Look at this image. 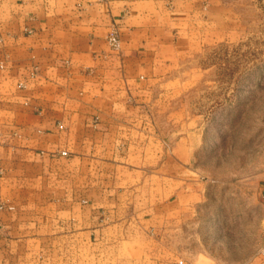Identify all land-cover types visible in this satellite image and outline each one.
<instances>
[{
	"label": "crops",
	"instance_id": "1",
	"mask_svg": "<svg viewBox=\"0 0 264 264\" xmlns=\"http://www.w3.org/2000/svg\"><path fill=\"white\" fill-rule=\"evenodd\" d=\"M225 12L221 0H0V264L147 258L142 240L163 246L196 214L191 139L165 148L157 118L177 113L167 98Z\"/></svg>",
	"mask_w": 264,
	"mask_h": 264
},
{
	"label": "rangeland",
	"instance_id": "2",
	"mask_svg": "<svg viewBox=\"0 0 264 264\" xmlns=\"http://www.w3.org/2000/svg\"><path fill=\"white\" fill-rule=\"evenodd\" d=\"M221 3L227 12L211 31L216 38L187 63L183 92L167 98L177 113L159 108L157 118L165 148L191 139L184 159L205 185L202 203L171 224L163 246L142 240L147 258L131 251L123 264H264V0ZM177 190L171 184L167 194ZM159 200L154 191L148 202Z\"/></svg>",
	"mask_w": 264,
	"mask_h": 264
},
{
	"label": "built area",
	"instance_id": "3",
	"mask_svg": "<svg viewBox=\"0 0 264 264\" xmlns=\"http://www.w3.org/2000/svg\"><path fill=\"white\" fill-rule=\"evenodd\" d=\"M107 42H108V44L112 50H118L119 49L120 43H119L118 36L115 32L109 33V35L107 37ZM60 154L66 155L65 152H61ZM260 207L262 209L263 217H264V188L260 192ZM2 210H3V206L0 204V211H2ZM8 210H12V208L9 207ZM258 252L261 255H264V245L261 246V248L259 249Z\"/></svg>",
	"mask_w": 264,
	"mask_h": 264
}]
</instances>
